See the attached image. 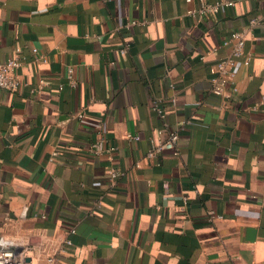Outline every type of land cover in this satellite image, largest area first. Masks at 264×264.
<instances>
[{
	"label": "crops",
	"instance_id": "obj_1",
	"mask_svg": "<svg viewBox=\"0 0 264 264\" xmlns=\"http://www.w3.org/2000/svg\"><path fill=\"white\" fill-rule=\"evenodd\" d=\"M202 1L0 0V63L20 49L26 83L0 89V241L35 260L70 240L59 264H264V0ZM235 30L252 58L218 96ZM170 130L178 154L148 159Z\"/></svg>",
	"mask_w": 264,
	"mask_h": 264
},
{
	"label": "built area",
	"instance_id": "obj_2",
	"mask_svg": "<svg viewBox=\"0 0 264 264\" xmlns=\"http://www.w3.org/2000/svg\"><path fill=\"white\" fill-rule=\"evenodd\" d=\"M233 1H221L217 3H208L202 1L201 12L218 11L222 5H233ZM256 19L251 20V24L255 25ZM232 43V49L230 53L216 61L210 67L211 82H212V93L218 96H223L227 93V90L231 88L233 91H237L235 85V77L237 67L240 63L248 65L252 58L250 52L246 51L245 48V33L242 30H235L231 33L229 38L225 40V44ZM124 48L122 51H125ZM36 53L37 49H33ZM23 55L20 53V49H17L16 54L6 61L0 63V89L17 91L21 89L26 83L22 80L19 75V69L23 64ZM45 61V59H44ZM67 83L70 87L76 86V80L74 78V68L69 67L66 76ZM46 85V82H41L38 85V89H42ZM153 110L165 120L166 112L157 100L153 101ZM82 118L84 115L79 113L78 115ZM166 125V124H165ZM138 139V137H136ZM178 143H179V132L170 130L167 135L163 138L152 139L151 147L148 150L147 158L154 159L158 155L172 152L178 154ZM114 147H107L100 149L97 143L92 145V150L97 154L111 155ZM57 152L54 153L56 155ZM122 172L117 168L111 167L109 170V181L110 184H115L116 180L122 176ZM211 216H214V212H210ZM71 233H75V229H71ZM72 245L70 240H65L63 245L53 254L47 255L42 259H33L28 255L30 249L23 247L11 241L1 239L0 241V264H59L63 255L68 252V248Z\"/></svg>",
	"mask_w": 264,
	"mask_h": 264
}]
</instances>
